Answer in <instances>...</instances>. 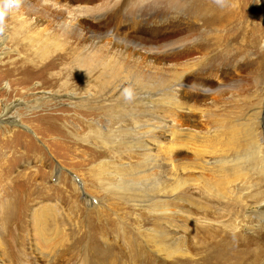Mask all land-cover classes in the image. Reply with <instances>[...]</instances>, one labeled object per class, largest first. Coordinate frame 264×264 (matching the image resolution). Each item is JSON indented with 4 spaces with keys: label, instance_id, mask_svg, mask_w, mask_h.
<instances>
[{
    "label": "rangeland",
    "instance_id": "obj_1",
    "mask_svg": "<svg viewBox=\"0 0 264 264\" xmlns=\"http://www.w3.org/2000/svg\"><path fill=\"white\" fill-rule=\"evenodd\" d=\"M49 1L47 3L83 6L111 3V0L108 2L107 0ZM120 1L123 2L112 8L114 10L101 11L100 13L104 15L99 19L92 14V16L84 17L86 20L70 18L71 21L67 22L65 33L70 32L69 26L77 25L78 27L81 24L82 26L78 27V33L82 32L85 39L81 42L85 45L91 39V34L103 32L96 35L100 36L102 42L99 41V44L102 45L104 54L109 53V56L123 58L125 64L134 57L138 58L143 66L150 60L161 66L169 62L181 64L186 60L191 61V58L197 61L201 59L200 63L196 61L198 66L186 70L189 73L182 79L181 85H178L179 90L174 88V90L165 89L161 92L166 94L174 91L177 95L179 92L180 96L196 105L195 110L191 113H177L171 110L172 112L167 111L166 115L171 117L172 122L178 120L182 128L199 130L202 135L212 134L214 137L212 149L215 151L214 157L215 160L217 159V164L222 162V159L226 160L225 165H236L238 173L232 176H218L206 170L191 172L190 179H194L193 183L191 181V184L184 186L183 190L190 199L213 205L214 210H206L208 218L212 221L207 228H196L184 216H177L176 222H186L196 235L191 233L187 235L191 253L196 252L195 245L201 244L207 229V231L214 230V234H217L215 239H221V241L236 238L235 242H244L248 238L254 243L258 242L254 245L260 247L264 254V216L261 221L252 214L254 206L264 213V165L262 162L256 163L249 155H243L241 148L236 149L224 143L227 136L231 138L229 136L231 134L224 129L226 125L239 123V118L243 116L249 118L248 123L252 124V128L255 126L254 131H262L264 139V0H232V6L227 9L218 8L213 0H198L199 4L212 3L213 16L210 14L211 17L202 14L199 16L191 13L190 10L187 11L191 1L194 0H182L188 6L174 8L173 13L167 18L168 22H163L166 19L156 18L158 14L152 15L157 10L156 7L146 9L150 13L146 16L147 19H142L139 14L128 16L124 12L128 0ZM151 2L153 1L149 0L148 4ZM27 3H35L33 5L40 7V11L29 12ZM41 3L42 1L38 0H26L25 5L10 21L7 34L0 35L5 37L4 44L0 45V214L7 213L4 219H0V256H4L7 264H19L15 260L18 255L24 264L34 262L35 264H66L68 261V264H168L171 259H165L161 248L152 242L160 234L159 226L162 225V221L159 217L162 214L157 207L150 209L146 205L153 203L155 198L151 191H145L150 184L145 185L147 182L143 184L141 181L140 184L129 185L124 182L125 179L111 178L106 181L105 189H102V186L100 189L95 186L88 191L87 195L84 188L85 181L77 173L84 171L93 174L96 167L92 169L91 164H76L78 171L73 169L74 167H69L71 165L68 166L67 163L71 164L72 161L66 159L67 155L62 156L64 151L59 148L61 153L53 152L55 155H51V151L35 134L34 128H42V131L40 130L42 135L46 137V133H49L50 137L55 135L52 129H49L47 121L37 115L48 112V110L39 111L43 107L41 103L44 97L59 89V82L55 83V81L66 80L71 75L85 74L84 69L79 70L80 72H74L72 69V65H75L72 54L77 53L78 50L75 48L77 46L73 48L72 45H78L81 42L76 41L70 33L67 34L70 36L67 42L71 46L70 49L65 43L64 47L61 45L62 47L59 46L56 49L57 52H52L41 66L22 65L23 60L20 59L23 57L22 53L26 52L22 47L25 42L16 39L9 41L8 36L18 31L22 17H27L28 21H34L33 26L37 24V27L42 29L50 28L52 22H49V16L53 15V10L45 9ZM58 21L64 23L63 18ZM63 33L59 29V38L64 39ZM181 35L188 36L189 48L183 51L181 46L177 47L180 53L171 58L140 48L141 45L143 47H149L151 44L160 45L168 38ZM50 72L55 73L56 80L49 75ZM88 74L94 80L97 73L94 71ZM145 90L148 91V89ZM66 94L64 91L61 95ZM104 98L106 101L114 99ZM59 100L66 102L60 103L64 108L71 109L64 114L71 115L74 108L71 107L69 99L62 96ZM60 104L58 106H61ZM29 105L31 109L27 108ZM208 110H211L209 119L205 113ZM98 114L89 117L98 121L101 113ZM70 115L68 117L73 116ZM68 117L65 118L70 125L66 123L65 118L64 122L61 120L65 123L64 126H74L72 128L78 129L79 123L75 120L71 121ZM258 120L260 129L257 125ZM112 129L115 133L116 129ZM122 134H118L116 139L129 142L130 138ZM252 136L254 138V134ZM204 145L201 148L204 152H201L202 159H208L211 151L205 149ZM188 149L181 153L184 160L194 158L190 148ZM126 150L128 151L129 148L127 147ZM237 150L243 156L240 159ZM73 152L77 154L75 156L81 158L85 156L80 154L79 149L73 148ZM62 157L67 160L65 163L60 161L63 160ZM106 169L112 170L113 167L110 165ZM61 175L62 177L65 175L68 181L57 184ZM67 183L76 184L80 192L76 190L77 195L74 194L72 192L74 188L70 189ZM227 185H232L234 189L227 190ZM139 187L143 190L138 189ZM156 198L161 199L160 204L164 203L163 199L168 203L165 196ZM33 210L40 212L46 210L49 223H45L42 218L33 220L31 216ZM189 211L192 213L195 211L194 215L198 216L197 210ZM200 214L203 213L199 212ZM22 226L24 227L21 229ZM44 237L59 245L58 250L55 249L51 257L44 252L40 253L35 247L28 248L34 240H38L41 244L47 241ZM243 238L246 239L243 240ZM257 264H264V255Z\"/></svg>",
    "mask_w": 264,
    "mask_h": 264
},
{
    "label": "bare ground",
    "instance_id": "obj_2",
    "mask_svg": "<svg viewBox=\"0 0 264 264\" xmlns=\"http://www.w3.org/2000/svg\"><path fill=\"white\" fill-rule=\"evenodd\" d=\"M38 1H42L41 6L44 5L45 9L53 10V15L49 16L50 19L47 17L49 22H52V26L50 28L42 29L39 26L37 27V24L33 26L32 23L34 21H28L27 17H22L19 15L22 17V21L19 22L20 26L18 31L12 36H8L9 41H14L16 39L17 41L22 40L25 42L22 44V47L26 52L23 50V57L20 60H23L21 61L22 65H28V67L41 66L44 64L43 61L48 58L52 52H55L59 46L62 45L64 47L65 43L68 45L67 42H69L68 38L70 36L67 34L69 33L71 36H73V38H75L76 41H84L83 39L85 38L81 34L82 32L78 33V27L81 24L78 25V27H76L77 25L69 26L71 27L70 32L65 33L68 21H71V19L76 20L77 18L83 19L84 17L91 14L95 18L99 19L100 16L104 15L103 13H100L101 11L105 9L114 10L112 8H115L123 2L120 0H109L111 3L108 4L103 2L95 6H83L81 4L63 5L56 4L54 2L47 3L50 2L49 0ZM151 1L153 2H151L150 5L148 4L149 0H128L124 12L128 16L139 14L142 19H147L146 16L150 14L149 11H147L148 8L154 9L156 7L157 10H154L155 12L152 13V15L158 14L156 15V18L163 20L166 19L163 22H168L167 18L171 13H173L174 8H183L188 6V4L182 0ZM201 3L199 4L198 0L191 1V6H189L187 11L190 10L191 13H196L199 16L202 14L204 16L211 17L213 11V9H211L213 8L211 6L212 3L207 5ZM33 4L35 3H27L28 11H40V7L34 6ZM62 18L64 19V23L58 21ZM84 20L86 19L84 18ZM32 28L35 29L32 30ZM59 29L64 32L63 35L61 34L64 36V39H62V37L59 38ZM102 33L103 32H100V34ZM96 34H99V32L95 33V35L91 34V39L85 45L82 42L79 43L81 46H78L79 44H75L73 46L72 44L74 42L71 44L73 48L77 46L75 48L79 50V52L77 50V53L74 54L73 52L72 54L73 60L75 62V65H72V69L74 72L84 69L85 74L82 73L79 75H71L68 77V79L63 81H60L62 79H57L58 81H55V83L59 82V89L54 93L50 92V95H46L44 97L43 103H41L43 104V107H40L41 109L39 112L46 110H48V112H44L42 115H37L47 121L49 129H52L51 131H53L55 135H52L51 137L49 133H46L47 137L42 135L40 133L42 128H34L35 134L39 136L40 140L43 141V143L51 151V155L59 153L60 149L64 151L62 156L64 157V155H67L66 159L72 161L71 164L67 163L68 166L71 165L69 167H74L73 169H76V164H91L90 168L92 169L96 167V170L93 174H88L84 171H79L77 173L85 181L84 188L85 194L87 195L89 193L88 191L92 190L95 186H97L99 189L102 186V189H105L107 183L106 181L111 178L116 179L118 177V180L125 179L124 182L128 183L129 185L135 183L138 184L139 182L141 183V181L142 183L147 182L145 185L150 184V187H145V191H151L155 198H153V203L150 202V204L146 205L149 206L150 209L157 207V209L161 211L160 214H162L159 217V219L162 221V225L159 226L160 234L157 232L159 235H157L155 240L152 242L155 246L161 248L165 259H171L168 261V264L259 263V260H262V256L264 254L263 251L260 250V247H256L254 245L258 244V242L254 243L253 241L248 240V238L244 242H235L234 240L236 238L234 240L230 239L221 241V239H215V235L217 234H214V230L207 231L206 229L207 233L206 235H203L201 244L195 245L197 250L196 252L191 253L190 247L187 243V237L190 233L194 234V231L186 222H176V220H178L177 216H184L189 222H191V224H193V226H196V228H207V226L212 221L208 218L206 210H214L213 205L207 202L202 203L196 199H190L189 195H186L185 190H183L184 186L186 187L188 186L187 184H191V181L193 183L194 179H190L191 172L194 173L199 170H206L213 172L218 176H232L237 175L238 173L236 165H225L226 160L222 159V162L217 164V159L215 160L214 157L215 151L212 149L214 145V137L212 134L208 133L209 135H202V133H199V130L182 128L178 120L172 122L170 120L171 117L169 118L166 115L167 111L171 110L173 112L176 111L177 113H191L192 110H195L196 105L194 106V103L191 104L190 101L180 96L179 92L178 95L177 93H174V91L173 93L167 92L166 94H162L161 92L165 89L174 90L175 88V90H179L178 85H181L180 82L186 76V74L189 73V71L187 72L186 70H191L197 65V62H201H199L201 59L197 61L192 60L191 58V61L186 60L181 64L169 62L164 63V65L161 66H158L150 60L145 66H143L140 64L142 62H139V59L134 57L125 64L123 58L118 59L113 55L109 56V53L108 55L104 54V49L102 50V45L100 46L99 44V41H101L100 36H97ZM4 38L0 37V45L4 44ZM132 42H134V40ZM189 42L190 40L188 36L181 35L168 38L160 45L151 44L149 47H143L140 43H138V45H141L140 48L145 49L147 52H152L162 57L171 58L172 56H177L180 53V51L176 49L177 47L179 48L181 46L180 48L184 49L183 51H185L186 48H189ZM70 47L71 46H69V49ZM114 48H116V46ZM111 51H113V49ZM109 57L113 58V60H110ZM200 65L201 64H199V66ZM94 71H96L97 74H94L96 77L94 76L95 78L92 80L91 77L88 76V73L92 74ZM49 75L54 77L55 73L50 72ZM125 84L131 85L134 89V98L132 100L126 101L120 95L122 86H126ZM78 89L80 91H76ZM145 89H148V91ZM64 91L67 94L61 95L62 92L64 94ZM190 92L193 93L192 90H190ZM143 95L145 97H142ZM62 96L67 97V99H69L70 103L72 104L71 107L74 108L72 109L74 112L71 115L73 116H71L69 113L68 115L64 114V112H69L71 109L64 108L63 105L60 104L62 100L59 99H61ZM104 97H112V99H114L111 101L108 99L109 101H106L104 100ZM58 103L61 106H58ZM65 103L66 102L63 104ZM30 107L31 106L29 105L27 108ZM260 110H262L261 107ZM98 113H101L100 120L98 121H94L89 117L99 115ZM205 113H207V117L209 119L211 110H208V112ZM69 115L71 117H68ZM65 117L70 118L71 121L75 120L78 122L80 126L78 129H81V131H78L76 126V128H72L74 126L69 127L68 125L70 124L68 123V119ZM64 118L68 124L66 126H64L65 123H62L61 121ZM241 118H239V123H227L228 125H226L224 129L229 134H231L229 136H231L233 139L230 137L228 138L227 136L224 140V143H226L228 146L232 145L236 149L241 148L243 155H249L256 163L262 162L264 165V139L262 137V131H254L253 128L255 126L252 128V124L250 125L248 123L249 118H246V116ZM73 124L75 125V123ZM257 125L260 129L259 120ZM5 126L7 127L8 125ZM112 128L116 129L115 133L113 132ZM118 134H122L126 138H130L129 142L124 141V139L123 141L116 139ZM252 134H254V138ZM203 144L206 146L205 149L211 151V154L208 155V159L205 158L206 161H203L205 159H202V153L204 152L201 151V148L203 147ZM127 147L129 148L128 151L126 150ZM73 148L74 150L79 149L80 154H85V156L81 155L82 158L80 156H75L77 154L73 152ZM188 148H190L191 153L194 155V158H192L194 160L183 159L181 153L184 150L186 151ZM140 150L141 152H139ZM237 152L239 155L240 153L238 150ZM240 157L242 158L243 156L240 154L239 159ZM66 159L63 158V160L60 161L65 163L67 161ZM128 160L129 162H127ZM110 165L113 167V169H106ZM203 165L206 166L204 167ZM59 179L60 181H57V184H61L62 181L65 180L68 181L65 175H63V177L61 175V178L59 176ZM67 184L69 185L70 189L74 188V190H72L74 194L77 195V191L80 192L76 184ZM232 185H227L226 189L232 191L234 189L232 188ZM138 189L143 190L140 187ZM157 196H165L168 200V203H166V200L163 199L164 203L160 204L159 200L161 199H157ZM189 210H197L198 216L194 215L195 211L192 213ZM199 212L203 214L199 215ZM252 214L263 221L262 216H264V213H261L259 210H257V206H254ZM47 215L48 213L46 210L42 212L33 210L31 214L33 220L42 218L45 223H49L50 220L47 218ZM6 216V212L4 214L2 213L0 214V219H4ZM23 227L24 226H22L21 229ZM232 237H234V235ZM44 239L46 238L44 237ZM245 239L243 238V240ZM51 241L47 240L41 244L38 240H34L32 243H30L31 245L28 248L30 249L35 247V249L40 251V253L44 252L47 254V256L51 257L53 251L55 249L58 250L57 247L59 246H57L53 240ZM4 246L8 247L6 245ZM4 254L7 255L6 251H4ZM1 255H3L2 252ZM15 260L19 264H24L20 258V255H18L17 259ZM32 262H34V260ZM68 262L66 264H68ZM35 263L36 262L33 264ZM0 264H7L4 256H0Z\"/></svg>",
    "mask_w": 264,
    "mask_h": 264
},
{
    "label": "clouds",
    "instance_id": "obj_3",
    "mask_svg": "<svg viewBox=\"0 0 264 264\" xmlns=\"http://www.w3.org/2000/svg\"><path fill=\"white\" fill-rule=\"evenodd\" d=\"M26 0H0V35L7 34L10 21L18 14L25 5ZM213 3L220 9H227L232 6V0H213ZM120 95L124 100L134 98V89L131 85L122 86Z\"/></svg>",
    "mask_w": 264,
    "mask_h": 264
}]
</instances>
